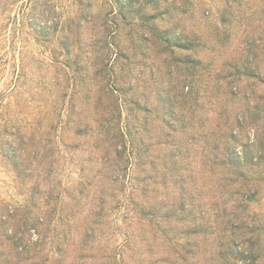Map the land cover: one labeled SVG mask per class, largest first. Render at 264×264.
I'll use <instances>...</instances> for the list:
<instances>
[{
	"label": "rangeland",
	"instance_id": "rangeland-1",
	"mask_svg": "<svg viewBox=\"0 0 264 264\" xmlns=\"http://www.w3.org/2000/svg\"><path fill=\"white\" fill-rule=\"evenodd\" d=\"M116 108L132 138L125 181L149 178L133 202L177 225L175 162L201 227L241 214L231 239L264 264V0H0V264H112L94 260L103 245L157 237L162 221L130 203L137 180L109 196Z\"/></svg>",
	"mask_w": 264,
	"mask_h": 264
},
{
	"label": "trees",
	"instance_id": "trees-1",
	"mask_svg": "<svg viewBox=\"0 0 264 264\" xmlns=\"http://www.w3.org/2000/svg\"><path fill=\"white\" fill-rule=\"evenodd\" d=\"M107 90H108L107 92L108 98L113 99V97L118 96L116 93H118L119 90H115L114 88L113 89L107 88ZM117 101L118 98L114 100V103H117ZM108 105L106 104L105 101L102 100L98 101V107L101 108L102 112L105 111ZM116 110L117 111L115 114V118L113 117L112 119L106 121L105 124L107 125L104 128L105 134L110 133L109 124L110 122H112V120L116 119L114 125L116 126L118 125L117 127L118 132L114 133L112 138L110 139V143H112L110 146L112 147V150L114 149L116 162L112 161L110 163L115 164L114 170L116 169V172H114L113 174L117 173L118 176L113 179V174H112L109 177V179L111 180V183L112 182L117 183V187L115 188L116 194L115 193L109 194V196L111 195V197H115L116 195H121V197H124V195H126L125 193L127 191V184L129 183V180L131 179L133 182L134 180H137L139 184L136 185L134 184V187H131L132 189L130 190L131 191V195L129 198L130 203L135 205V207L137 208V212L141 216V218L151 216L152 219H150L149 221L152 222L154 220L159 219L160 221H162V223L160 222L158 224L157 231L159 233L156 235L157 236L156 238L152 240L150 239L148 241L147 238H141V236L139 235L136 236L133 231H130L128 232V234H125L124 240L120 244L121 246L120 250L114 248L113 252H108V247L106 245H103L100 249L101 256H99V258L96 256L94 260L99 261L102 260L100 258H106L109 260V262L111 261L112 264H125L124 260L126 258V250L128 251L135 250V254L139 255V258L136 259L138 261L137 262L138 264H244V261L247 262L245 264H253L251 261L254 259H258L259 254H257L255 250L254 251L250 250L252 248L247 249V251L245 249L239 250L240 248L239 243L237 242L235 243V241L231 239V237L235 233L234 230L231 229L232 230L231 231L228 229V227L231 226L232 223L230 221L229 216L232 215L235 219L240 220L242 217L241 214L238 213L234 214L229 212L223 213V215L226 218L228 217V223H227L228 226L224 225L220 230V233H217L213 228L207 230L201 227V225H205L208 222V220H206L205 218L204 215L205 213L200 212L198 218H194L191 209L188 210L187 205L192 204L194 198L192 197L190 192H188L187 189L185 188L187 181L184 177V174H181L183 173L182 170L183 169L185 170V168L181 167L177 163L173 162L174 165L172 166L174 168H170L171 170L175 169V171L178 173L176 174L174 180V184L177 185L179 190L178 203L174 210L175 211L174 214L176 216L175 220L177 222V225L175 226L171 225L170 221L168 220L171 217L168 213L161 215L159 214V212H155V211L151 212V209L148 210L146 207V205H148V202L146 203V200L133 202L134 201L133 196L136 191L137 192L140 191L141 195H146V192H148L147 188L149 187V185H147L146 182L147 180H149V178L146 176L143 179L144 184L142 188L139 187L141 181L138 178L132 177V175H130L131 178L129 177V180L125 181V176L130 170L129 167L131 163L129 162V158L124 159L123 157L125 155L128 156V153H126V149L127 147L131 146L132 138H130L131 132L128 130V128L126 132L124 130V127L122 125H119V120L121 119L122 111L119 108L118 109L116 108ZM58 119H60V117H58ZM100 120L104 121L101 115L96 119V121H100ZM70 121L73 120H69V122ZM51 128H53V123L51 124ZM166 135L168 136L169 134ZM231 154L232 156H234V159L238 158V155H236L235 151H232ZM103 158L105 159V157ZM143 166L144 164L142 163L138 164V167L141 170ZM105 167L111 168V166L109 165H106ZM168 167H170L169 163H165L163 165V169L170 171ZM103 171H104V167L98 171V174L103 175L102 174ZM79 192L81 193V190ZM160 202H162L161 205L163 209L167 207L165 201L164 202L160 201ZM94 216L96 218L97 216L101 217V213L96 212L94 213ZM59 220L62 219L60 218ZM166 220H168L166 224H163ZM146 222H147L146 224L145 221L142 222V226H143L141 230L142 235H146V233L151 232L148 226H152V225L148 224V220ZM61 226H65L64 222L62 223ZM229 231L230 234L229 236H227ZM91 234L92 232L90 231L84 233V239L82 240V246L80 247L81 250L88 248L85 245V243L89 242ZM211 235H215L218 241L217 242H215L216 240L211 241ZM138 236L140 237L142 244L145 243L144 245H141V241L140 242L136 241V238ZM252 245L253 243L250 246L252 247ZM57 251L58 252L61 251L60 246H57ZM100 264H108V262L107 260H105L104 262H100Z\"/></svg>",
	"mask_w": 264,
	"mask_h": 264
}]
</instances>
